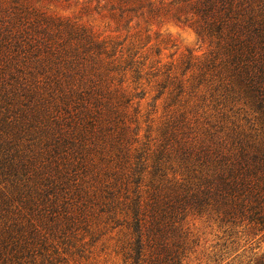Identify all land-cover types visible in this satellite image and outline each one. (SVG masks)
Here are the masks:
<instances>
[{
    "label": "trees",
    "instance_id": "1",
    "mask_svg": "<svg viewBox=\"0 0 264 264\" xmlns=\"http://www.w3.org/2000/svg\"><path fill=\"white\" fill-rule=\"evenodd\" d=\"M39 1L0 0V264H185L190 216L264 241V0Z\"/></svg>",
    "mask_w": 264,
    "mask_h": 264
},
{
    "label": "rangeland",
    "instance_id": "2",
    "mask_svg": "<svg viewBox=\"0 0 264 264\" xmlns=\"http://www.w3.org/2000/svg\"><path fill=\"white\" fill-rule=\"evenodd\" d=\"M83 1L86 0H56L51 3L40 0L39 3L45 4L51 11L68 15L80 22L90 24L98 31L108 32L111 28L101 18L81 8ZM168 31L175 39L178 53L193 50L195 54H200L204 51V48L200 47L195 34L190 29L169 27ZM174 50L175 47L166 53H171ZM187 223L195 239V246L185 258V264H226L236 254L248 258L251 252L261 253L264 251V241L254 238L252 243H244L245 239H241L238 251L227 257V254H224L225 250L221 252V245L224 242L223 238H221L222 230H218L205 218L190 216ZM85 264H95V262H86Z\"/></svg>",
    "mask_w": 264,
    "mask_h": 264
}]
</instances>
